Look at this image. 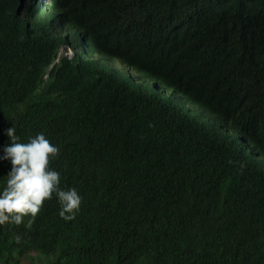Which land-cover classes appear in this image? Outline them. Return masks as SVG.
Masks as SVG:
<instances>
[{
	"label": "trees",
	"instance_id": "16d2710c",
	"mask_svg": "<svg viewBox=\"0 0 264 264\" xmlns=\"http://www.w3.org/2000/svg\"><path fill=\"white\" fill-rule=\"evenodd\" d=\"M13 125L82 202L0 224V264H264V0H0Z\"/></svg>",
	"mask_w": 264,
	"mask_h": 264
},
{
	"label": "clouds",
	"instance_id": "9594fccd",
	"mask_svg": "<svg viewBox=\"0 0 264 264\" xmlns=\"http://www.w3.org/2000/svg\"><path fill=\"white\" fill-rule=\"evenodd\" d=\"M47 4H50V1ZM66 52L64 55H71L67 49ZM90 56L92 58L89 61L104 69L116 71L121 79L128 83L133 84L130 81L134 80L137 85L143 87L157 84H154L148 72L143 69L125 66L118 69L94 55ZM175 101L188 104L185 98L177 97ZM4 134L10 143L3 146L0 161H9L11 168L5 175L3 187L0 188V224H20L26 215L35 217L44 201L51 199L53 195L60 204V217L66 221L73 220L80 208L82 197L75 187L62 189L60 173L50 167L51 160L60 153L59 147L51 143L43 132L30 137L26 143L20 142L14 125L6 128Z\"/></svg>",
	"mask_w": 264,
	"mask_h": 264
},
{
	"label": "rangeland",
	"instance_id": "374dc122",
	"mask_svg": "<svg viewBox=\"0 0 264 264\" xmlns=\"http://www.w3.org/2000/svg\"><path fill=\"white\" fill-rule=\"evenodd\" d=\"M49 1H50V0H42V2H44V3H46V4H47V2H49ZM66 53H67V52H66V48H65V47H62V50H61V56H63V55L66 54ZM111 67H113V66H111ZM115 67L119 69L120 66L116 63ZM27 264H29V263L27 262Z\"/></svg>",
	"mask_w": 264,
	"mask_h": 264
}]
</instances>
